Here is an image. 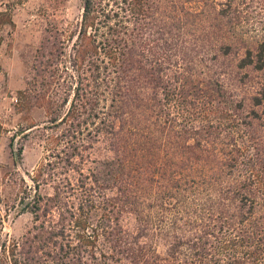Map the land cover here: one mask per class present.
Wrapping results in <instances>:
<instances>
[{"label":"trees","instance_id":"1","mask_svg":"<svg viewBox=\"0 0 264 264\" xmlns=\"http://www.w3.org/2000/svg\"><path fill=\"white\" fill-rule=\"evenodd\" d=\"M249 5L82 0L71 34L47 19L24 108L46 105L54 147L17 199L0 198V264H264V84L245 113L197 33ZM238 67L264 72V45ZM17 210L32 227L5 239Z\"/></svg>","mask_w":264,"mask_h":264},{"label":"rangeland","instance_id":"2","mask_svg":"<svg viewBox=\"0 0 264 264\" xmlns=\"http://www.w3.org/2000/svg\"><path fill=\"white\" fill-rule=\"evenodd\" d=\"M247 8L249 12L241 23L223 25L218 29L212 27L216 22L209 19V34L197 32L206 40L204 52L207 56L217 58L209 61L215 70L212 74L219 78L225 92L235 102L244 104L245 113L253 109L251 98L264 84V72L252 67L240 69L238 61L247 49L257 54L264 45V0H250ZM3 11L12 15L14 27L4 24L0 27V198L11 202L23 191V180L31 184L29 175L35 173L54 147L51 136L43 139L41 132L49 126L46 105L34 102L30 108H24L26 80L42 31L50 18L65 25L71 34L81 19L82 0H0V12ZM209 43L216 46V55L215 51H210ZM255 131L258 132V141L262 138L263 142V122L256 125ZM24 134H28L27 137ZM46 134L49 136L52 132ZM12 139L15 151L23 149L21 160L14 159ZM32 221L30 213L11 212L4 220L3 237L21 240L32 227ZM157 249L164 253L165 243L160 241Z\"/></svg>","mask_w":264,"mask_h":264}]
</instances>
